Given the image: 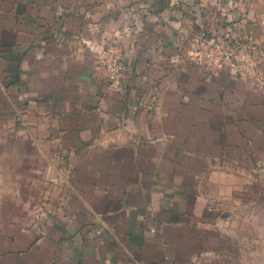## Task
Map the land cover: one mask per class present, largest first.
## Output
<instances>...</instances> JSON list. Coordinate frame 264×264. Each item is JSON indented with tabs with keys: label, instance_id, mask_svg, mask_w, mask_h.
Instances as JSON below:
<instances>
[{
	"label": "crops",
	"instance_id": "obj_1",
	"mask_svg": "<svg viewBox=\"0 0 264 264\" xmlns=\"http://www.w3.org/2000/svg\"><path fill=\"white\" fill-rule=\"evenodd\" d=\"M263 5L0 0V264L235 256L210 202L237 217L242 191L264 184ZM201 27L233 36L235 66L209 76L190 63ZM110 38L125 47L112 85L98 65Z\"/></svg>",
	"mask_w": 264,
	"mask_h": 264
},
{
	"label": "rangeland",
	"instance_id": "obj_2",
	"mask_svg": "<svg viewBox=\"0 0 264 264\" xmlns=\"http://www.w3.org/2000/svg\"><path fill=\"white\" fill-rule=\"evenodd\" d=\"M262 2H264V0H262ZM238 54L239 47L237 46L235 50L236 57ZM231 182H233L232 176H223V181L221 183L225 184V193L228 191L227 194L230 201L233 195V186ZM19 189L18 186V190ZM17 194V198L22 199L25 192L22 190L18 191ZM241 197L246 200L241 204L240 211L236 212L237 217L229 214L232 208L230 202L226 204V199L224 202L220 199L210 202L212 207H215V209L223 213L225 217H228L226 230L230 236H237H235L233 240L234 244H239L238 247L240 248L239 250L235 249L236 255L231 256L229 259L227 257V252L224 264H264V184L257 183V185H253L251 191H242ZM218 198L221 197L219 196ZM15 214L18 217H24L27 214H30V216L39 215L40 208H32L30 210V207H17L15 209Z\"/></svg>",
	"mask_w": 264,
	"mask_h": 264
},
{
	"label": "built area",
	"instance_id": "obj_3",
	"mask_svg": "<svg viewBox=\"0 0 264 264\" xmlns=\"http://www.w3.org/2000/svg\"><path fill=\"white\" fill-rule=\"evenodd\" d=\"M186 56L190 63L209 76L217 75L235 64L237 45L228 31L212 32L201 27L188 39ZM125 47L115 38L108 39L98 55L109 85L124 70Z\"/></svg>",
	"mask_w": 264,
	"mask_h": 264
}]
</instances>
